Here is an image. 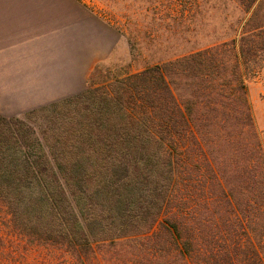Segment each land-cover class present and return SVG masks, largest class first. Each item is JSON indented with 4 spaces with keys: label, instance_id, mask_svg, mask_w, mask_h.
Here are the masks:
<instances>
[{
    "label": "trees",
    "instance_id": "1",
    "mask_svg": "<svg viewBox=\"0 0 264 264\" xmlns=\"http://www.w3.org/2000/svg\"><path fill=\"white\" fill-rule=\"evenodd\" d=\"M231 1L240 16L202 46L137 72L97 63L81 93L0 115V210L26 245L13 258L264 264L246 85L264 69V0Z\"/></svg>",
    "mask_w": 264,
    "mask_h": 264
},
{
    "label": "rangeland",
    "instance_id": "2",
    "mask_svg": "<svg viewBox=\"0 0 264 264\" xmlns=\"http://www.w3.org/2000/svg\"><path fill=\"white\" fill-rule=\"evenodd\" d=\"M91 15L104 26L87 22ZM239 16L231 0H0V100L14 94L13 83L29 72L28 65L44 73L65 54L84 53V42L99 40L101 34L108 36L110 53L98 63L116 69L129 64L137 72L222 36ZM98 53L94 49L93 56ZM246 85L264 149V69L250 73ZM36 108L21 111L10 104L0 107V115L15 117ZM0 246L3 264L35 263V252L27 259L13 258L23 255L26 245L8 228L3 210Z\"/></svg>",
    "mask_w": 264,
    "mask_h": 264
},
{
    "label": "crops",
    "instance_id": "3",
    "mask_svg": "<svg viewBox=\"0 0 264 264\" xmlns=\"http://www.w3.org/2000/svg\"><path fill=\"white\" fill-rule=\"evenodd\" d=\"M86 21L91 25L104 26L101 21H96L91 16ZM97 37L100 39L92 40L91 43L84 42L81 47L84 53H67L61 63L47 67L44 73L40 67L28 65L29 72L20 81L13 83L14 94L0 100V107L13 104L25 111L81 93L94 66L110 53L108 36L101 34ZM95 43L98 44L95 48L89 45ZM94 49L99 52L97 56H93ZM2 112L5 114L8 110L4 109Z\"/></svg>",
    "mask_w": 264,
    "mask_h": 264
}]
</instances>
